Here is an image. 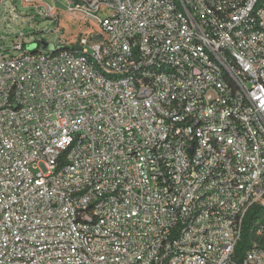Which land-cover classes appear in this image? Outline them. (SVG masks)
<instances>
[{
	"label": "built area",
	"instance_id": "built-area-1",
	"mask_svg": "<svg viewBox=\"0 0 264 264\" xmlns=\"http://www.w3.org/2000/svg\"><path fill=\"white\" fill-rule=\"evenodd\" d=\"M11 1L0 264H264V0H61L93 29L49 50Z\"/></svg>",
	"mask_w": 264,
	"mask_h": 264
},
{
	"label": "rangeland",
	"instance_id": "rangeland-1",
	"mask_svg": "<svg viewBox=\"0 0 264 264\" xmlns=\"http://www.w3.org/2000/svg\"><path fill=\"white\" fill-rule=\"evenodd\" d=\"M6 1L10 0H0V2L4 3ZM14 3L18 6L16 15H19V17L22 18H32L36 16L39 11L46 14L47 10L45 9L49 5L48 1L46 0H43V2H39V0H29V2H24L22 4H19L18 1L16 2L12 0L11 4L13 6ZM54 11L56 12L55 17L59 23V30L57 32L49 31L47 35H44V41L40 42L41 49L49 50L53 47L54 44L60 45L64 43V41H66L68 44H72L78 41V38L81 37L80 35H82L83 33H89L93 29L91 25L86 26L82 21H79V17L68 14L66 7L63 5L61 0L55 1ZM48 18H50V16ZM46 25H49V23L43 19L41 20L40 24H35L34 26L38 29H42ZM10 46V42H7V44L5 45V47Z\"/></svg>",
	"mask_w": 264,
	"mask_h": 264
},
{
	"label": "trees",
	"instance_id": "trees-1",
	"mask_svg": "<svg viewBox=\"0 0 264 264\" xmlns=\"http://www.w3.org/2000/svg\"><path fill=\"white\" fill-rule=\"evenodd\" d=\"M70 46L69 48H71ZM63 48H67V46H63ZM264 214V207H260L258 205H254L251 207L249 212L247 213L244 223L243 230L240 237L239 242L235 248L233 260L235 262H240L244 256V254L255 244H261L262 241H259L255 236L254 226L257 220Z\"/></svg>",
	"mask_w": 264,
	"mask_h": 264
},
{
	"label": "water",
	"instance_id": "water-1",
	"mask_svg": "<svg viewBox=\"0 0 264 264\" xmlns=\"http://www.w3.org/2000/svg\"><path fill=\"white\" fill-rule=\"evenodd\" d=\"M191 152V151H190Z\"/></svg>",
	"mask_w": 264,
	"mask_h": 264
}]
</instances>
